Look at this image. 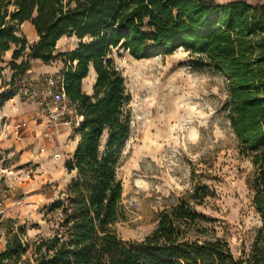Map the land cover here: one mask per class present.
<instances>
[{"label":"trees","instance_id":"1","mask_svg":"<svg viewBox=\"0 0 264 264\" xmlns=\"http://www.w3.org/2000/svg\"><path fill=\"white\" fill-rule=\"evenodd\" d=\"M25 23L38 35L32 44L21 31ZM64 37L76 38L77 47L56 54ZM180 49L195 56L194 68L228 82L227 118L240 155L253 166L249 190L262 223L248 257H235L215 221L197 210L216 197L207 185L163 211L143 241L126 242L117 232L124 194L118 171L132 120L126 79L110 57L124 51L143 60ZM10 51L5 99L32 62H63L78 142L65 162L72 181L46 209L53 234L29 242L24 227L10 229L0 264H264V0H0V73ZM92 69L89 95L83 82Z\"/></svg>","mask_w":264,"mask_h":264},{"label":"rangeland","instance_id":"2","mask_svg":"<svg viewBox=\"0 0 264 264\" xmlns=\"http://www.w3.org/2000/svg\"><path fill=\"white\" fill-rule=\"evenodd\" d=\"M23 34L32 44L34 28L26 26ZM77 44L76 38L64 37L56 54L73 51ZM110 58L131 96L127 106L131 136L118 171L124 186L122 220L116 227L119 236L126 242L143 241L155 230L163 211L196 187L207 185L216 197L197 210L215 221L218 235L235 257H248L262 223L249 190L253 166L240 155L227 118V79L214 70L194 68L195 56L183 49L143 60L115 51ZM94 83L92 73L83 83L84 92L92 95ZM75 119L69 109L63 121ZM41 120L47 123L45 117ZM46 123L33 124L31 140L27 145L23 140L14 157L4 153V166L15 178L0 180V205L5 210L0 215V251L12 228L16 232L24 227L29 242L53 234L54 221L46 209L63 197L72 181L65 162L73 158L78 137L73 124L62 125L63 133L53 129L54 141L49 142L44 138Z\"/></svg>","mask_w":264,"mask_h":264},{"label":"built area","instance_id":"3","mask_svg":"<svg viewBox=\"0 0 264 264\" xmlns=\"http://www.w3.org/2000/svg\"><path fill=\"white\" fill-rule=\"evenodd\" d=\"M9 88L7 86L5 88L1 87L0 89V109L4 100H6L5 97L9 95L7 93ZM13 96L25 98L35 103L41 109L42 114L47 119L46 125L48 126L47 131L44 133V138L49 142L53 140V129L74 123V121H63L67 111L71 108L60 78L57 79L54 76L46 75L38 79V82L33 85H30L29 82L23 79L17 84L11 97ZM28 126L27 122L11 126L0 120L1 136L13 137L16 141H19L22 137V132ZM41 152H44V149ZM4 153V149L0 146V180L10 179L11 177L15 178L13 172L4 166ZM4 212V208L0 205V215H3Z\"/></svg>","mask_w":264,"mask_h":264},{"label":"crops","instance_id":"4","mask_svg":"<svg viewBox=\"0 0 264 264\" xmlns=\"http://www.w3.org/2000/svg\"><path fill=\"white\" fill-rule=\"evenodd\" d=\"M26 26L33 27L31 23H25L21 27L22 32ZM32 40H33V43L38 40L37 33L33 35ZM12 55H13V51L8 52L3 59V63L1 64L2 71L0 73V89L1 87L7 85V83L11 81V78L13 76V71L10 68V63L12 61ZM20 62L21 61H19L18 63ZM62 70H63V64L59 65L58 62L52 65H45L41 61H34L32 62V69L25 75L24 80L29 82L30 85H33L34 83L38 81V79H40L41 77L45 75H52L57 78L61 77ZM92 73H93L94 82H95L96 73L93 69L91 70L90 75ZM85 81L86 80H84V82ZM39 111H38V106L35 103H32L31 101H28L27 99L19 97V96L10 97L4 100V102L2 103V106L0 109V120L1 121L6 122L11 126L17 125L22 122H27L29 125L28 128L22 132V137L19 141H16L13 137L9 138L6 136H1V132H0V140H1L0 146L4 149L6 155L9 158H12L17 154V152L20 150L22 146L21 143L23 140L24 142H26L25 145L28 144V142L31 140L33 136L32 128L37 122L40 121L42 124H44V122L46 123V121L42 122L41 118H43L44 116L42 112L41 111L39 112ZM57 129L56 130L58 132H60L62 129V133H63V128L58 127ZM52 141H54V135H53Z\"/></svg>","mask_w":264,"mask_h":264}]
</instances>
